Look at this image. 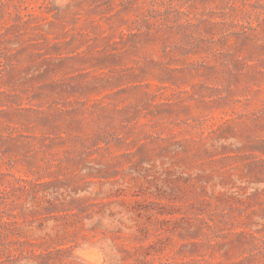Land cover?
Returning a JSON list of instances; mask_svg holds the SVG:
<instances>
[{"label":"rangeland","instance_id":"1","mask_svg":"<svg viewBox=\"0 0 264 264\" xmlns=\"http://www.w3.org/2000/svg\"><path fill=\"white\" fill-rule=\"evenodd\" d=\"M0 264H264V0H0Z\"/></svg>","mask_w":264,"mask_h":264}]
</instances>
